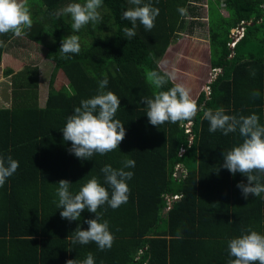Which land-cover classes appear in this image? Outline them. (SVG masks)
I'll list each match as a JSON object with an SVG mask.
<instances>
[{"label": "trees", "instance_id": "1", "mask_svg": "<svg viewBox=\"0 0 264 264\" xmlns=\"http://www.w3.org/2000/svg\"><path fill=\"white\" fill-rule=\"evenodd\" d=\"M198 1L142 0L141 6L151 3L159 15L151 31L137 21L136 35L128 40L122 29L132 25L122 15L136 7L129 0H102L98 9L102 21L90 22L79 32L71 31L70 15L57 18L55 13L85 0H26L33 23L20 37L43 45L55 68L46 105L40 107L38 68L20 71L23 63L19 69L11 67L15 62L6 58V48L16 36L0 35V64L6 60L10 65L6 75L14 78L15 101L10 108H0V156L19 162L0 187V264H66L69 259L82 262L88 253L95 264H228V241L249 229L264 235V193L244 199L236 185L246 184L247 177L233 176L222 167L223 152L243 142L239 131L227 136L219 130L210 133L209 122L199 111L191 132L188 122L152 126L141 103V98H154L156 92L178 84L169 81L155 89L146 73H163L157 60L164 58L185 28L188 12L196 13ZM207 5L212 54L207 76L211 69L222 73L210 84V96L200 85L191 97L198 107L213 111L222 107L226 115L256 114L264 126V0H207ZM178 8H185L186 14L181 16ZM242 23L244 37L232 49V30ZM69 35L79 36L81 50L64 59L58 51ZM57 74L65 76L66 85H58ZM105 77L103 92L111 91L120 99L114 119L124 124L126 135L116 150L80 160L70 153L72 144L63 140L61 130L82 100L99 94ZM257 91L260 95L253 97ZM128 159L135 160V167L125 169L134 173L126 181L127 203L115 210L107 204L97 210L100 222L106 220L115 237L111 249L100 251L95 243L71 244L68 236L77 227L87 230L84 221L95 219V214L85 210L78 221L62 219L58 182L69 181V191L75 195L95 177L110 198L112 189L101 169L105 165L120 169ZM175 196L180 198L169 201Z\"/></svg>", "mask_w": 264, "mask_h": 264}, {"label": "clouds", "instance_id": "2", "mask_svg": "<svg viewBox=\"0 0 264 264\" xmlns=\"http://www.w3.org/2000/svg\"><path fill=\"white\" fill-rule=\"evenodd\" d=\"M129 2L136 7L130 8L122 15V19L130 21L132 25L131 28L122 29L128 40L136 35L137 21L145 30L151 31L159 15V9L153 7L151 3L141 6L142 0H129ZM101 7L102 0H85L83 4H68L55 15L57 18L61 15H70L71 31L79 32L90 22L96 24L102 21L101 13L98 11ZM177 11L181 16L186 14L185 8H178ZM32 23L26 0H0V35L10 32L16 37L27 35L26 30L31 29ZM2 45L3 41H0V46ZM80 50L79 36L69 35L62 39L58 52L62 58L71 59L72 54L78 55ZM252 75H255L254 71ZM146 79L155 89H161L169 81H175L176 75L174 71L165 70L161 74L153 70L146 73ZM107 84L108 79L105 77L100 81L99 94L82 100L80 106L74 109V114L67 118L66 125L61 130L63 140L72 144L70 153L80 160H89L94 154L106 155L116 150L125 138L124 124L114 119L120 108V99L111 91L103 92ZM252 95L258 97L260 93L253 92ZM141 103L146 105V116L152 126L158 127L165 122L173 124L179 122L181 126H185L184 122L190 124L199 111L203 113L202 118L209 122L210 133L219 130L227 136L238 130L243 142L230 151L223 152L222 167L233 176L240 173L247 177L246 184L240 182L236 185L244 199L250 195L260 197L264 193V183L260 182V178L264 177V126L259 123L258 115L237 117L226 115L222 107L215 111L203 106L198 107L191 97L190 90L183 84H175L167 91H158L154 98H141ZM134 167L135 160L128 159L123 162V167L120 169H114L111 165H105L101 169L105 183L112 189L110 198L108 190L101 186L95 177L88 180L75 195L69 191L71 185L69 181L58 182L57 207L62 209L60 212L62 219L70 222L78 221L85 210L95 214V219L84 221L88 225L87 230L77 227L75 232L68 236L67 239L71 244L95 243L100 251L111 249L115 237L109 231L108 222L106 220L100 222L101 216L97 215V210L105 204L115 210L127 203L130 190L126 181L131 180L134 173L125 169ZM18 168L17 160L11 156L7 158L0 156V187L4 186L6 180ZM247 231L248 234H242L228 241V254L231 257L228 264H264V235L251 229ZM176 238L182 237L178 234ZM66 264H95V262L92 253H88L82 262L69 259Z\"/></svg>", "mask_w": 264, "mask_h": 264}, {"label": "rangeland", "instance_id": "3", "mask_svg": "<svg viewBox=\"0 0 264 264\" xmlns=\"http://www.w3.org/2000/svg\"><path fill=\"white\" fill-rule=\"evenodd\" d=\"M196 6L197 11L195 14L188 12L186 22V24L188 23L187 27L181 30L177 35L178 39L182 40V43H173L164 58L157 60L159 66L164 71H174L176 75L175 81H177L178 84H183L190 90V94L192 95L198 94V84L200 81L203 82V76H207V72L209 71L208 57L210 56V50L208 48L210 44L207 32L208 27L206 26V16L208 11L207 0H199L196 3ZM223 13L225 16L228 15L227 12ZM195 22L196 24L193 26ZM204 24L205 26H203ZM241 28L242 27L239 29ZM185 41H190V45ZM6 52V58L12 59V61L15 62L14 65L11 64V67L19 69L20 65L23 63L25 65L20 71L27 66L38 68V104L40 107H44L49 94L50 77L55 68V64L45 57L47 49H45L43 45H36L29 40L15 37L11 43L8 44ZM162 62H166V64H162ZM9 67L10 65H6V60L2 61L0 64V108H10L15 103L13 87L14 78L6 75V70ZM218 73H222V70H217L216 74ZM210 78L211 76L204 77V85L202 84L203 89L205 83L208 82ZM56 82L59 86L65 84V76L57 74ZM178 167L179 169H182V166ZM169 199L172 200L173 197Z\"/></svg>", "mask_w": 264, "mask_h": 264}, {"label": "built area", "instance_id": "4", "mask_svg": "<svg viewBox=\"0 0 264 264\" xmlns=\"http://www.w3.org/2000/svg\"><path fill=\"white\" fill-rule=\"evenodd\" d=\"M241 27H242L241 29H239L240 27L236 29V34L234 35V38H233L232 43H230V47L231 48H234L235 45H236V43L244 36L245 27L244 26H241ZM217 70H220V69L219 68L218 69H213V74H212L211 80L204 86V91L206 92V94L208 96L211 95V87H210V84L214 80V77H216L219 74V73L216 74ZM191 127H192V123H190V124L188 123L187 124V132H191ZM179 198L180 197L175 196V197H173L174 200L173 199L172 200L169 199V201H175V200H177Z\"/></svg>", "mask_w": 264, "mask_h": 264}, {"label": "crops", "instance_id": "5", "mask_svg": "<svg viewBox=\"0 0 264 264\" xmlns=\"http://www.w3.org/2000/svg\"><path fill=\"white\" fill-rule=\"evenodd\" d=\"M220 11L223 13V12H226V10L225 9H221L220 8ZM224 14V13H223ZM225 15V14H224ZM206 26L208 27V30H207V32H208V39H209V43H210V35H209V33H210V30H209V26H210V15H209V10L207 11V16H206ZM190 24V23H189ZM196 24V22L193 24V26ZM187 25H188V23L186 24V26H185V28L187 27ZM245 23H243V25L242 26H244L245 27ZM203 26H205V24L203 25ZM184 28V29H185ZM238 28V27H237ZM236 28V29H237ZM236 29H234V31L232 32V34H233V38H234V35L236 34ZM183 30V29H182ZM232 41H233V39H232ZM175 42H178V43H182V40H180V39H178L177 38V40H175L174 41V43ZM186 42V41H185ZM188 45H190V41L189 42H186ZM232 43V42H231ZM230 45V44H229ZM171 48V47H170ZM169 48V49H170ZM208 48H209V50H210V56L208 57V64H209V71H210V68H211V64H210V61H211V44H209V46H208ZM212 74H213V69H211V74H210V76L212 77ZM220 74V73H219ZM218 74V75H219ZM218 75L216 76V77H214V80L213 81H215L216 80V78L218 77ZM204 77H207V76H203V78H202V80H203V82L202 81H200L199 82V84H198V87H197V89L200 87V85H202L203 83H204ZM210 80H211V78H210ZM209 80V81H210ZM208 81V82H209ZM213 81H212V83H213ZM177 82V81H176ZM208 82H206L205 83V85L208 83ZM204 85V84H203ZM192 95V94H191ZM46 105V104H45ZM45 107V106H44Z\"/></svg>", "mask_w": 264, "mask_h": 264}, {"label": "water", "instance_id": "6", "mask_svg": "<svg viewBox=\"0 0 264 264\" xmlns=\"http://www.w3.org/2000/svg\"><path fill=\"white\" fill-rule=\"evenodd\" d=\"M234 31V29L232 30V32ZM191 140H193V137H191ZM182 173L181 171L179 170L178 171V177H181ZM172 208V205L169 206V208L167 209L168 211Z\"/></svg>", "mask_w": 264, "mask_h": 264}]
</instances>
